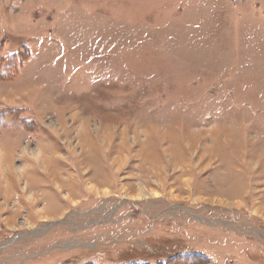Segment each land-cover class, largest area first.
Instances as JSON below:
<instances>
[{"label": "rangeland", "instance_id": "1", "mask_svg": "<svg viewBox=\"0 0 264 264\" xmlns=\"http://www.w3.org/2000/svg\"><path fill=\"white\" fill-rule=\"evenodd\" d=\"M264 264V0H0V264Z\"/></svg>", "mask_w": 264, "mask_h": 264}, {"label": "trees", "instance_id": "2", "mask_svg": "<svg viewBox=\"0 0 264 264\" xmlns=\"http://www.w3.org/2000/svg\"><path fill=\"white\" fill-rule=\"evenodd\" d=\"M184 263H186L185 258L181 259L180 257H175V258H168L165 262L159 261V263L157 264H184Z\"/></svg>", "mask_w": 264, "mask_h": 264}]
</instances>
